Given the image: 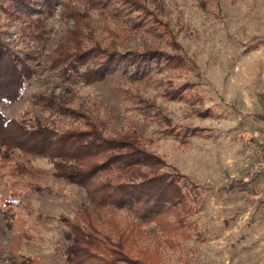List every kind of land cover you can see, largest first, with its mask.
<instances>
[{
    "label": "rangeland",
    "instance_id": "obj_1",
    "mask_svg": "<svg viewBox=\"0 0 264 264\" xmlns=\"http://www.w3.org/2000/svg\"><path fill=\"white\" fill-rule=\"evenodd\" d=\"M66 3L84 14L89 45L154 48L182 62L151 61L139 78L124 64L92 83L78 72L65 77L48 55L74 25L62 15ZM31 4V14L18 15L14 0H0L2 38L21 55H38L24 95L0 104L7 118L63 130L88 117L104 122L106 135L132 133L167 160L162 170L186 175L181 183L197 210L191 226L170 234L109 205L97 215L103 233L124 236L134 256L155 254L154 264H264V0ZM37 17L41 38L33 37ZM41 94L76 112L47 105ZM87 202L85 188L57 177L47 156L0 146V264H68L62 215L75 218Z\"/></svg>",
    "mask_w": 264,
    "mask_h": 264
},
{
    "label": "trees",
    "instance_id": "obj_2",
    "mask_svg": "<svg viewBox=\"0 0 264 264\" xmlns=\"http://www.w3.org/2000/svg\"><path fill=\"white\" fill-rule=\"evenodd\" d=\"M52 6L54 0H42ZM92 4L110 3L112 0H90ZM32 0H14L18 15L31 14ZM62 15L74 19L53 52L49 53L50 66L59 68L65 77L78 72L83 80L92 83L112 73L117 65H131L133 76L143 77L151 61L181 63L180 57L158 49L121 52L96 42L89 45L91 32L84 30V14L75 6L64 5ZM12 7H5L10 10ZM33 37L41 38L45 32L42 18H33ZM32 24V25H33ZM38 55H21L7 44L0 33V104L15 101L24 95L27 81L36 74L30 64ZM93 58L97 63L91 65ZM88 63V64H87ZM86 64L84 70L80 66ZM177 97V91H168ZM47 105H59L62 111L76 112L55 94L39 95ZM104 122L85 119V125L59 130L38 122L28 125L25 120L8 119L0 105V146L20 149L47 156L54 163V174L85 188L88 202L82 205L75 218L62 215L66 222L67 245L64 248L68 264H154L144 256H134L124 236L113 240L98 226L100 211L114 205L126 207L138 218L156 222L163 230L173 234L184 230L197 210L188 202L189 192L181 179L186 175L179 170H162L169 163L155 151L147 149L134 134L109 136L103 131Z\"/></svg>",
    "mask_w": 264,
    "mask_h": 264
}]
</instances>
